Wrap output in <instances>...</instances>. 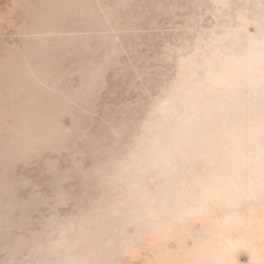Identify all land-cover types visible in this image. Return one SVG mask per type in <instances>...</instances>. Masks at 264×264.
<instances>
[{
	"label": "rangeland",
	"instance_id": "obj_1",
	"mask_svg": "<svg viewBox=\"0 0 264 264\" xmlns=\"http://www.w3.org/2000/svg\"><path fill=\"white\" fill-rule=\"evenodd\" d=\"M0 264H264V0H0Z\"/></svg>",
	"mask_w": 264,
	"mask_h": 264
}]
</instances>
